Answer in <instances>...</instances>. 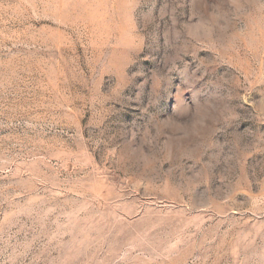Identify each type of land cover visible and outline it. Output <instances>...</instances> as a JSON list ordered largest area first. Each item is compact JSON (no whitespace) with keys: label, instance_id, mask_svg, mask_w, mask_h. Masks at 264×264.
I'll list each match as a JSON object with an SVG mask.
<instances>
[{"label":"rangeland","instance_id":"1","mask_svg":"<svg viewBox=\"0 0 264 264\" xmlns=\"http://www.w3.org/2000/svg\"><path fill=\"white\" fill-rule=\"evenodd\" d=\"M0 264H264V0H0Z\"/></svg>","mask_w":264,"mask_h":264}]
</instances>
